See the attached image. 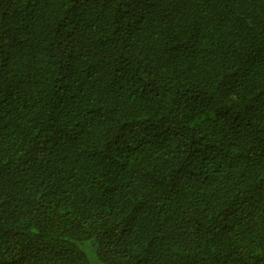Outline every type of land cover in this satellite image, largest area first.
<instances>
[{"label":"trees","instance_id":"obj_1","mask_svg":"<svg viewBox=\"0 0 264 264\" xmlns=\"http://www.w3.org/2000/svg\"><path fill=\"white\" fill-rule=\"evenodd\" d=\"M87 241L264 264V0H0V264Z\"/></svg>","mask_w":264,"mask_h":264},{"label":"rangeland","instance_id":"obj_2","mask_svg":"<svg viewBox=\"0 0 264 264\" xmlns=\"http://www.w3.org/2000/svg\"><path fill=\"white\" fill-rule=\"evenodd\" d=\"M90 242L91 241H87L83 243V248L87 253L88 257L90 258L91 264H102L97 258L95 246H93Z\"/></svg>","mask_w":264,"mask_h":264},{"label":"snow or ice","instance_id":"obj_3","mask_svg":"<svg viewBox=\"0 0 264 264\" xmlns=\"http://www.w3.org/2000/svg\"><path fill=\"white\" fill-rule=\"evenodd\" d=\"M179 179H181V180H182V179H183V177L181 176V177H179Z\"/></svg>","mask_w":264,"mask_h":264}]
</instances>
